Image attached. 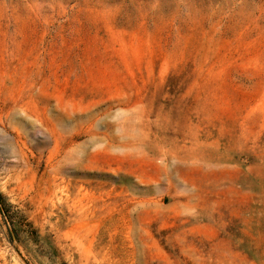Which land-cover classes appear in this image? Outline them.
I'll list each match as a JSON object with an SVG mask.
<instances>
[{"label": "rangeland", "instance_id": "rangeland-1", "mask_svg": "<svg viewBox=\"0 0 264 264\" xmlns=\"http://www.w3.org/2000/svg\"><path fill=\"white\" fill-rule=\"evenodd\" d=\"M0 195V264H264V0H0Z\"/></svg>", "mask_w": 264, "mask_h": 264}, {"label": "trees", "instance_id": "trees-1", "mask_svg": "<svg viewBox=\"0 0 264 264\" xmlns=\"http://www.w3.org/2000/svg\"><path fill=\"white\" fill-rule=\"evenodd\" d=\"M2 201H3V198H2L1 195H0V207H2V206H1L2 204H1V203H4V201H3V202H2ZM1 211L3 212L2 208H1ZM3 214H4V213H3Z\"/></svg>", "mask_w": 264, "mask_h": 264}]
</instances>
